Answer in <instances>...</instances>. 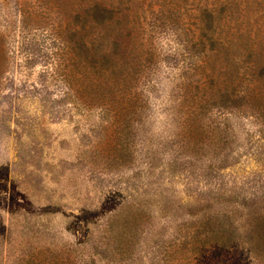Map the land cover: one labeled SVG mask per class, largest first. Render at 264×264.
Segmentation results:
<instances>
[{"label": "trees", "instance_id": "16d2710c", "mask_svg": "<svg viewBox=\"0 0 264 264\" xmlns=\"http://www.w3.org/2000/svg\"><path fill=\"white\" fill-rule=\"evenodd\" d=\"M12 1L18 25L4 19L0 26V83L12 67L9 52L18 57L13 79L21 81L38 51L47 60L38 75L60 86L78 122L107 129L123 160L129 135L150 118L153 127L171 123L180 140L174 154L187 162L209 157L229 135L243 134L247 150L256 151V143L264 147V0ZM141 212L134 202L120 207L100 241L88 244L91 255L77 262L69 252L64 259L28 258L22 264H94L87 255L100 257L105 243H111L109 258L117 262L135 242ZM211 217L179 240V263L246 264L237 245L225 255L224 247L235 242L231 224ZM253 217L246 240L260 252L264 208ZM169 253L162 255L164 264Z\"/></svg>", "mask_w": 264, "mask_h": 264}, {"label": "rangeland", "instance_id": "374dc122", "mask_svg": "<svg viewBox=\"0 0 264 264\" xmlns=\"http://www.w3.org/2000/svg\"><path fill=\"white\" fill-rule=\"evenodd\" d=\"M12 2L0 0V26L4 19L18 25ZM38 53L17 81L18 57L9 52L13 68L0 83V264L64 259L69 252L74 261L91 255L89 245L104 236L108 220L133 202L143 209L133 246L115 262L109 258L111 243L103 239L100 257L87 255V262L164 264L162 255L169 251L168 264H177L184 253L177 249L179 240L194 224L217 214L213 221H228L235 233L225 255L237 245L246 264H264V248L259 252L246 240L253 215L264 208L262 145L256 143L253 152L245 149L243 134L229 135L209 157L187 162L174 154L180 140L171 123L152 121L153 127L150 118L129 135L123 160L112 149L107 129L78 122L60 86L38 75L47 63ZM146 111L151 115V107Z\"/></svg>", "mask_w": 264, "mask_h": 264}]
</instances>
